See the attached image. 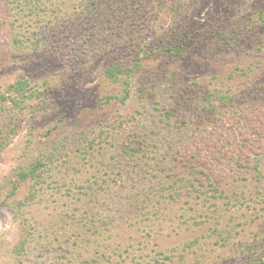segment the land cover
I'll return each instance as SVG.
<instances>
[{"label":"rangeland","instance_id":"obj_1","mask_svg":"<svg viewBox=\"0 0 264 264\" xmlns=\"http://www.w3.org/2000/svg\"><path fill=\"white\" fill-rule=\"evenodd\" d=\"M184 3L180 12L167 8L156 21L145 8L127 11L128 19L122 12L126 20L122 23L113 19L103 27L98 19L94 29L101 28V38L95 50L85 42L76 51L75 41L90 31L84 28L88 23L77 19L70 23L69 34L60 33L54 41L68 51L53 46L51 52L15 45L11 22L22 24L24 12L14 11L10 0H0V94H7L22 76L43 92L18 104L9 98L0 105V264H136L135 253L155 255L152 248L160 241L165 254L159 258L167 264H258L256 259L264 254V174L255 169L259 163L264 170V0ZM37 17L25 25L26 35L34 41L51 36L57 21L51 14ZM175 31L190 35L185 43L190 51L184 56L157 49L160 39L174 44ZM102 39L112 41L105 44ZM85 49L90 55H83L82 61ZM103 51L106 54L101 56ZM137 54L143 56L140 69L119 80L103 75L115 60L132 66ZM217 88L232 99L207 97ZM127 89L129 95L122 101ZM106 98L111 102L106 103ZM130 131L149 137L148 157L122 153L123 147L131 148ZM223 131L232 134L230 146L240 140L256 147L252 151L240 144L239 148L251 151L252 163L245 168L228 161L233 158L220 161L212 153L206 158L209 163L200 166L206 174L213 170L220 180L216 184L226 188L230 198L218 199L217 213L184 202L166 217L158 216L149 199L162 185L160 171L173 151L184 152L190 139L218 141ZM88 144L94 146L92 157L78 152ZM55 147L60 169L15 218L13 206L29 195L30 188L23 183L15 191L18 172ZM203 153L196 152L198 160L207 157ZM196 160H188L187 170ZM89 180L92 185L81 192L80 184ZM94 209L103 223H113L111 233L102 235L108 239L99 236L98 242L112 250L121 248L122 254L117 249L112 263L94 252L98 234L89 220ZM26 220L37 229L28 236L26 248L19 250ZM143 230L147 235L152 232L146 240L149 248L144 247ZM80 236L91 237V242L77 246ZM198 237L201 241L192 250H183L186 242ZM173 246L184 257H166ZM123 258L125 262L120 261Z\"/></svg>","mask_w":264,"mask_h":264},{"label":"trees","instance_id":"obj_2","mask_svg":"<svg viewBox=\"0 0 264 264\" xmlns=\"http://www.w3.org/2000/svg\"><path fill=\"white\" fill-rule=\"evenodd\" d=\"M59 1V2H58ZM186 0H57L53 2V0H10L11 5L13 6V9H19L17 13H20L22 11L24 21L21 22L22 24L18 25L16 23V20L14 19L11 22V28L13 30V42L15 45H26L28 49H30L31 46L35 49L42 48L49 50L51 52H54L55 49H52L53 46L61 51H68V48H59L55 44L56 42L55 39H58V35L60 33L64 34H69L71 32V26L70 23L73 24L75 21L78 19L82 20L85 25L88 23V26H84L86 28L85 30H90V31H85L87 32L86 36L83 34V40H76L74 44L77 45L76 51H78L80 48H82V45H86L87 43L92 44L91 48L95 50V47L97 45V41H100V36L98 33L101 31V28L98 30H95L97 26V20L99 19V23L101 25H106L110 23L113 19L116 21H119L120 23L126 21L125 15L126 14V19H128L127 15L130 10H140L142 8H145V11L147 13H150L153 18L156 20L161 19V12L166 10L167 8H170L173 13H178L180 12L181 8L185 6ZM58 2V3H56ZM67 8V10L65 9ZM122 12H125L124 14ZM26 13V14H25ZM43 14V15H42ZM53 15L57 21L55 22V25L52 26L51 30V36H42V38H37V40H30V36L26 35V29H28L27 26L28 23H30V20L32 17L34 18L35 16H38L39 18H42L44 15ZM37 17V18H38ZM19 19V18H16ZM60 20V22H59ZM61 20L64 23H61ZM86 20V21H85ZM69 23H68V22ZM95 23V24H94ZM98 23V24H99ZM17 24V25H16ZM25 26V27H23ZM22 28H24L22 30ZM95 28V29H94ZM71 29V30H70ZM174 38L175 43L168 45L170 42H164L163 40H159L158 42V51L162 52L163 54H167L170 56H184L186 53H188L190 50L185 48L187 38H190V35H182L178 31L174 32ZM26 39V40H23ZM82 38V37H81ZM29 39V40H28ZM25 43V41H27ZM112 40L111 39H102V42H105V44L110 43ZM82 42V43H80ZM86 42V44H85ZM95 42V43H93ZM73 45V44H72ZM102 47V46H101ZM106 47V46H105ZM103 48H99L101 50ZM106 50H109V48H104ZM86 51H83V53L80 54V57H82V61L84 60L83 55H88V52L90 50L85 49ZM109 53V52H108ZM92 54V53H91ZM101 56L106 54L105 51L100 52ZM99 54V55H100ZM90 55V52H89ZM97 55V56H99ZM85 57V56H84ZM104 57V56H103ZM100 57H97L96 59H99ZM143 56H140L137 54V56L134 58V62L132 66H128L125 64L126 60H115L113 61L110 65H108L104 72L103 75L106 76V78L111 79V80H119L121 76L125 75H130L133 71L138 70L141 68V60ZM125 59V58H124ZM85 62V61H84ZM87 63V61L85 62ZM84 65V64H83ZM223 88H217L214 90H211L208 92L207 97L209 98H214L215 99H232L228 93L224 94ZM41 90H37V88H33L30 84L28 79L25 76L19 77L13 84H11L8 88L7 94L3 93L0 94V97L3 99V102L0 103V105H3V103H6V100L11 98L13 99L14 103L18 104L19 101H24V99H29L33 97H41L42 95ZM19 96L17 98H14L15 96ZM129 95V90L127 89L125 92V95L121 98L122 101L126 100V97ZM181 101V100H178ZM106 103H110L111 99L106 98L105 100ZM211 106L213 108H217V104L212 103ZM3 108V107H2ZM214 112L215 110H211ZM175 112V111H174ZM197 113V111H195ZM170 114V113H169ZM199 123H203V119L199 120ZM146 133H143V135L137 133L136 131H130L129 133V142L128 145L131 147L127 149L126 147H123V152L125 154H130L131 156H134L138 153L144 158L148 157L150 155L149 150L146 149ZM231 137L232 134L222 132L220 137L217 139L218 141L215 140H210V141H204V140H195V139H190L187 140L188 143L186 146V149L184 152L181 150L175 149L173 151L172 156L169 158L168 162L166 163L167 165L162 168L163 171H160L163 175L164 178L162 180V185L159 186L158 190L152 191V195L150 200L151 206L156 208V213L158 216L160 215L161 217L167 216V212L170 213L172 211V208L174 206H177L181 204L183 206V203L186 202L187 206L189 204L191 207H195L196 205L199 206L200 208L202 207H207V209L211 208L213 209V212H219L220 208L218 207V199L221 197H227L230 198L229 192L227 193L226 188H221L219 184L220 180L212 175L213 170L209 171L210 173L205 172V170H200V166H203V163H209L206 158L209 159L210 153H212L214 156L218 155L219 160L222 161L223 159L226 158H233L235 160H228L231 162H234L237 166L240 165L242 167H247L248 165H251L252 160H251V151L248 152L246 148L251 149L252 151L256 148L254 145L250 146L249 142L247 143H240V140L234 141L233 146H230L231 144ZM264 139V138H263ZM264 141V140H263ZM241 145H246V148H239ZM3 145V140L1 142L0 140V146ZM119 147V145H117ZM231 147H233V151L231 150ZM94 146L91 144H88L87 147L79 149L78 152L86 155L87 157H92V154L94 153ZM260 149V148H258ZM55 150V152H54ZM53 152H51L48 156L45 158H39L36 161L32 162L27 168H23V170L18 172L17 178L14 180V189L15 191L18 190V188L23 184V183H29V192L28 196L24 198L20 202H15L13 206V213L16 218H18V215L20 214V208L25 205V203H29L30 200L36 199V197L39 196L40 189H43L47 183H49V177H54L55 175V170L60 169V160L58 159V153L57 148ZM261 151L264 153V150H262L261 146ZM196 152L202 153L207 157L200 159V156L196 155ZM184 154V155H183ZM179 155H183L182 157H179ZM202 157V154H201ZM197 159L195 163H192L193 167L189 169V159ZM85 159V158H84ZM167 159V158H166ZM165 159V160H166ZM88 160V159H86ZM186 160V161H185ZM90 161V160H88ZM199 163V164H198ZM211 163V162H210ZM158 164V163H157ZM197 164V166H195ZM255 169L259 171L260 174H264V170L261 169L259 163L255 164ZM80 169L78 168V172ZM205 173V174H204ZM204 174V175H203ZM203 178H206V181L203 180ZM82 181V180H81ZM77 182V180L75 181ZM95 182H99V179H95ZM93 182V183H95ZM107 184H110V181L105 180ZM92 183L91 180L89 181H83L81 185V192H84V189ZM76 184V183H74ZM78 185V184H76ZM87 185V186H86ZM92 185V184H91ZM92 187V186H90ZM145 194V193H144ZM143 201V200H142ZM149 209V208H147ZM146 209V210H147ZM95 210V209H94ZM146 213V212H144ZM223 214V213H222ZM143 215V211H142ZM182 216L184 214H181ZM65 221V219L63 218ZM89 220L91 222V225L94 227L96 233L98 236L94 238L95 241H97L96 248H95V253L99 255H103L107 257L110 263L114 262V256L116 255L115 252L118 253L121 252V248H115L109 246V244H106V247L98 246L99 245V236L102 237L103 233L108 231L111 233V230L113 228V223L112 222H105L104 223L101 221L102 217L100 216V213L98 210H95L93 213L90 214ZM173 220V219H172ZM101 221V222H99ZM115 221V220H114ZM113 221V222H114ZM22 224V222H21ZM104 224V225H103ZM135 224V223H133ZM34 225V224H33ZM32 226L29 224L28 220H26V223L23 224L22 227V239L21 242L17 245L18 249H24L26 248L27 242H28V236L33 235L37 229V227L34 225L33 228L30 227ZM53 227V225H51ZM106 229V230H104ZM25 231V232H24ZM143 230V240H145V245L144 247L149 248L148 241L150 240L153 235L151 234L152 232H149V234H144ZM219 232V229H215V233ZM95 234V235H97ZM163 233H160L162 236ZM156 235L159 234H155ZM106 236V235H105ZM103 236L102 239L105 237ZM108 239V237L106 236ZM141 239V238H140ZM91 237H82L80 236V240H75V243H77V246L80 244L83 245V241H85L87 244L90 243ZM142 241V240H140ZM201 240L200 238H195L194 240H191L189 242H186V244L183 247V250H192L194 246L197 245ZM161 242V241H160ZM157 244V248H152V251H156L155 255L147 252V254H143L142 251L139 256H136L137 253L133 255L134 261H136V264H167L165 261L160 259L162 255H164V249H163V244L162 242ZM87 244L85 247H87ZM134 246V244H133ZM142 246V245H141ZM142 248V247H141ZM140 248V249H141ZM144 248V249H145ZM178 247H171L172 249L170 252V255L166 257H172L171 255L174 256V254H177V256L181 255V257H184L183 252L181 250L180 253H175V250ZM118 249V251H117ZM157 249V250H154ZM111 251V253H109ZM79 256L85 255V252H79ZM114 255V256H113ZM150 257V258H148ZM153 258V260H152ZM98 259V258H95ZM182 260V259H181ZM121 262H125V258L123 260H120ZM258 264H264V254L263 256H259L256 259Z\"/></svg>","mask_w":264,"mask_h":264}]
</instances>
